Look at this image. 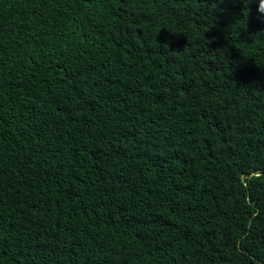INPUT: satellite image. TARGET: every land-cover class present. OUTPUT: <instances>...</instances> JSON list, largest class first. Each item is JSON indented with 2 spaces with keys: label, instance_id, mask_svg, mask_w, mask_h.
<instances>
[{
  "label": "trees",
  "instance_id": "trees-1",
  "mask_svg": "<svg viewBox=\"0 0 264 264\" xmlns=\"http://www.w3.org/2000/svg\"><path fill=\"white\" fill-rule=\"evenodd\" d=\"M227 0H0V264H264V34Z\"/></svg>",
  "mask_w": 264,
  "mask_h": 264
},
{
  "label": "clouds",
  "instance_id": "clouds-1",
  "mask_svg": "<svg viewBox=\"0 0 264 264\" xmlns=\"http://www.w3.org/2000/svg\"><path fill=\"white\" fill-rule=\"evenodd\" d=\"M233 5L240 3L247 11V20L255 19L262 27L258 29V33L264 34V0H227Z\"/></svg>",
  "mask_w": 264,
  "mask_h": 264
}]
</instances>
